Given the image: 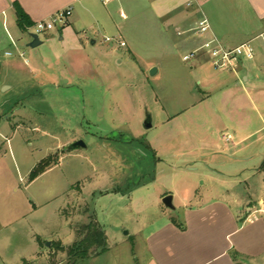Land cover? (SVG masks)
I'll return each mask as SVG.
<instances>
[{
    "label": "rangeland",
    "instance_id": "1",
    "mask_svg": "<svg viewBox=\"0 0 264 264\" xmlns=\"http://www.w3.org/2000/svg\"><path fill=\"white\" fill-rule=\"evenodd\" d=\"M88 2L1 70L0 264H72L61 249L96 222L108 250L77 264H150L149 237L186 209L264 200V71L216 68L172 0Z\"/></svg>",
    "mask_w": 264,
    "mask_h": 264
},
{
    "label": "crops",
    "instance_id": "2",
    "mask_svg": "<svg viewBox=\"0 0 264 264\" xmlns=\"http://www.w3.org/2000/svg\"><path fill=\"white\" fill-rule=\"evenodd\" d=\"M16 6L28 17L26 31L19 27ZM68 8L92 14L88 0H0L1 70L4 64L10 68L15 63L8 62L9 58H23L19 44L37 23ZM165 17L176 26L178 35L193 33L199 47L211 38L193 32L202 18L209 20L212 33L224 47L234 49L250 43L256 52L254 59L242 58L231 69L237 81L242 78L249 84L250 78L254 80L264 71V0H172ZM77 21L74 17L61 29ZM182 28L186 31L181 32ZM49 37L50 42L53 39ZM30 42L26 41L27 47ZM253 201L238 203V209L225 201L186 209L183 222L169 224L149 237L150 264H256L264 259V217H259L264 215V200L257 205Z\"/></svg>",
    "mask_w": 264,
    "mask_h": 264
},
{
    "label": "built area",
    "instance_id": "3",
    "mask_svg": "<svg viewBox=\"0 0 264 264\" xmlns=\"http://www.w3.org/2000/svg\"><path fill=\"white\" fill-rule=\"evenodd\" d=\"M104 3H108L110 0H102ZM72 15V10L70 8L58 12L56 15L51 17L48 20L41 21L36 24L34 31L32 33L40 36L42 33L50 32L56 28L57 25L66 26L69 18ZM193 32L198 35L205 37L211 35V38L208 39L201 48L208 49L211 53L212 58L214 59V66L216 68H229L233 69L238 60L245 58L252 60L255 57V49L250 43H245L237 48L229 49L224 47L220 40L214 36L212 33V28L209 23V20L202 18ZM107 42L113 41L111 38L106 39ZM121 46L125 47L126 44L121 42ZM194 53L191 55L184 56V61H189L193 58ZM24 57V54L21 55Z\"/></svg>",
    "mask_w": 264,
    "mask_h": 264
},
{
    "label": "trees",
    "instance_id": "4",
    "mask_svg": "<svg viewBox=\"0 0 264 264\" xmlns=\"http://www.w3.org/2000/svg\"><path fill=\"white\" fill-rule=\"evenodd\" d=\"M16 7L19 27L23 31H26L28 17L19 6ZM49 165L48 162L40 163V165L31 172V180H34L41 174L45 173ZM82 233L85 234L79 242L67 248V250L64 248L61 249L62 251L67 252L69 261L72 262V264H77V262L91 257H97L108 250L107 234L105 229L99 223L96 222L84 225Z\"/></svg>",
    "mask_w": 264,
    "mask_h": 264
},
{
    "label": "water",
    "instance_id": "5",
    "mask_svg": "<svg viewBox=\"0 0 264 264\" xmlns=\"http://www.w3.org/2000/svg\"><path fill=\"white\" fill-rule=\"evenodd\" d=\"M29 36L31 38V42L28 44L29 48L34 49V48H37V47H39L40 45L43 44V42L40 40V37L37 34L31 33ZM0 72H1V64H0ZM150 73H151L152 76H154L157 73V69L153 68ZM145 128L146 129H150L151 128L150 120H148L145 123ZM75 148H86V145L84 144L83 141H79V142H76L75 144H72L70 146V149H75ZM163 204L169 209H173V210L175 209V207L173 205V196L172 195L166 196L163 199ZM50 245H51V243L49 242L47 244V246L50 247Z\"/></svg>",
    "mask_w": 264,
    "mask_h": 264
}]
</instances>
